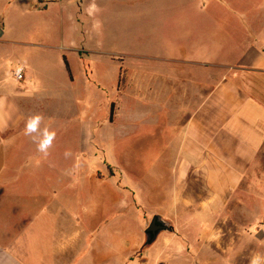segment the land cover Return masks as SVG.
<instances>
[{
  "label": "rangeland",
  "instance_id": "obj_1",
  "mask_svg": "<svg viewBox=\"0 0 264 264\" xmlns=\"http://www.w3.org/2000/svg\"><path fill=\"white\" fill-rule=\"evenodd\" d=\"M16 16L6 25L4 38L12 43L0 47V66H5L0 78L11 75L16 66L28 64L32 69L28 74L45 90L36 99V104L43 102L28 107L27 114H43L41 129L49 127L56 137L47 157L37 151L30 137L22 141L20 147L28 148L35 162L46 163L34 175L32 169L20 168L25 153L12 159L15 149H0L3 179L18 178L16 187L23 190L21 194L31 193L33 188L35 193L42 189L50 193L46 201L39 200V205L46 203L44 225L49 213L58 215L66 207L73 214H83L88 208L89 227L105 212L110 217L109 232L128 238L131 249L139 243L146 246L142 225L147 211L141 210L140 203L148 202H142L146 195L141 182L146 172L155 171L151 167L157 156L174 137V124L162 125L163 112L148 105L154 101L156 86H162L163 80L158 78L201 76L203 68L194 63L213 65L227 60L223 55L228 51L226 40L240 42L244 33L264 41V0H56L44 14ZM33 44L46 48H33ZM212 76L221 80L224 73ZM235 78L248 90L258 80L264 87V78ZM139 80L149 86L144 98L147 105L140 106ZM113 103L116 115L111 123ZM145 106L152 114L148 123L140 121ZM32 176L35 184L28 186L26 181L29 178L31 183ZM55 191L58 196L53 195ZM27 202L21 195L0 199V238L2 227L11 226L14 236L31 224L32 214L23 207ZM248 217L251 224L244 220L236 229L237 243L231 254L222 256L216 243H195L191 250L194 263L234 264L230 259L241 254L243 261L236 264H250L254 253L264 254L260 239L264 202ZM166 234L143 253L133 252L132 258L141 260L143 254L146 261L131 264L168 262L174 247L164 242ZM117 252L129 253L126 248Z\"/></svg>",
  "mask_w": 264,
  "mask_h": 264
},
{
  "label": "crops",
  "instance_id": "obj_2",
  "mask_svg": "<svg viewBox=\"0 0 264 264\" xmlns=\"http://www.w3.org/2000/svg\"><path fill=\"white\" fill-rule=\"evenodd\" d=\"M54 2L0 0L3 31L0 47L12 43L4 38L6 25L14 22L16 15L44 14ZM232 41L235 43L225 42L228 51L223 55L227 60L213 65L194 63L203 68V73H198L201 76L196 73L187 79L159 76L162 86H156L154 101L149 104L144 99L149 86L139 80L140 106L155 105L163 112L162 125L174 124L172 143L162 148L151 167L155 171L146 172L141 182V191L146 195L142 202H148L147 205L140 203L141 210L147 211L142 233L145 234L155 217L170 227V231H164L167 233L164 242L174 250L170 260L160 264H195L196 256L191 251L195 243H216L222 256L231 254L237 243L236 229L241 228L244 220L251 224L248 214L258 211L264 202V87L258 80L264 78V41L248 33H244L240 42ZM33 48L46 46L33 44ZM19 70H24L23 80L16 77ZM28 72L32 69L23 63L11 75L0 78V149H15L12 159L25 153L20 168L32 169L34 175L35 169L46 163L35 162L28 148L20 147L26 141L22 126L29 116L27 108L37 103V97L45 89ZM218 72L224 73L221 80L212 76ZM233 75L254 76L258 81L248 86L250 92ZM149 120L152 114L146 108L140 113V121L148 123ZM19 183L18 178L3 179L0 173V199L8 195L26 198L28 202L23 207L32 214V222L14 236L10 234L11 226L1 228L4 235L0 238V264H84L89 258V264H131L136 260L131 257L133 252L146 250L148 245L143 243L131 249L128 238L109 232L110 217L105 212L101 213L100 221H92L89 227L88 208L83 214H73L65 207L58 215L47 214L44 225L42 215L46 214V203L39 205V200L46 201V194L50 193L43 189L35 193L32 187L31 193L21 194L23 190L16 187ZM29 183L28 178V186L35 184L33 176ZM53 195L58 196L57 191ZM114 200L112 195V206ZM95 216L93 213L92 217ZM260 239L264 241L263 232ZM123 248L129 252L128 256L117 252V249L124 251ZM141 255L142 259L136 261L145 262ZM241 256L230 260L234 259L236 264L243 261Z\"/></svg>",
  "mask_w": 264,
  "mask_h": 264
},
{
  "label": "clouds",
  "instance_id": "obj_3",
  "mask_svg": "<svg viewBox=\"0 0 264 264\" xmlns=\"http://www.w3.org/2000/svg\"><path fill=\"white\" fill-rule=\"evenodd\" d=\"M44 116L41 113H33L29 115L25 121L24 135L31 138L36 144L37 151L44 157L49 155V149L55 140L56 132L50 130L49 127L41 125L44 122ZM39 133V135H36ZM250 264H264V254L254 253L250 258Z\"/></svg>",
  "mask_w": 264,
  "mask_h": 264
},
{
  "label": "water",
  "instance_id": "obj_4",
  "mask_svg": "<svg viewBox=\"0 0 264 264\" xmlns=\"http://www.w3.org/2000/svg\"><path fill=\"white\" fill-rule=\"evenodd\" d=\"M2 36H3V31L0 28V38ZM164 231H170L169 225L166 222H164L160 217H155L145 232L147 238L146 244L147 245L154 244L158 236Z\"/></svg>",
  "mask_w": 264,
  "mask_h": 264
},
{
  "label": "trees",
  "instance_id": "obj_5",
  "mask_svg": "<svg viewBox=\"0 0 264 264\" xmlns=\"http://www.w3.org/2000/svg\"><path fill=\"white\" fill-rule=\"evenodd\" d=\"M65 64H66L67 69H68V71H69V73H70V79L73 80L72 73H71V71H70V65H69V63H68V61H67L66 58H65ZM119 84H120V87H121V85H122L123 83L120 82ZM115 107H116V105L113 103L112 106H111V111H110V122H111V123H113V122H114V119H115V115H116Z\"/></svg>",
  "mask_w": 264,
  "mask_h": 264
},
{
  "label": "built area",
  "instance_id": "obj_6",
  "mask_svg": "<svg viewBox=\"0 0 264 264\" xmlns=\"http://www.w3.org/2000/svg\"><path fill=\"white\" fill-rule=\"evenodd\" d=\"M16 77L18 80H23L24 78V70H19L18 73H16Z\"/></svg>",
  "mask_w": 264,
  "mask_h": 264
}]
</instances>
